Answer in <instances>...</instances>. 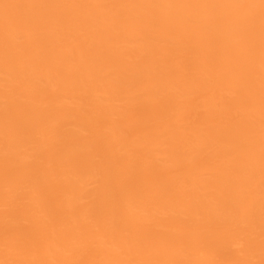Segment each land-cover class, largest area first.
Instances as JSON below:
<instances>
[{
    "label": "bare ground",
    "instance_id": "1",
    "mask_svg": "<svg viewBox=\"0 0 264 264\" xmlns=\"http://www.w3.org/2000/svg\"><path fill=\"white\" fill-rule=\"evenodd\" d=\"M260 0H0L6 189L62 208L6 259H264Z\"/></svg>",
    "mask_w": 264,
    "mask_h": 264
},
{
    "label": "snow or ice",
    "instance_id": "2",
    "mask_svg": "<svg viewBox=\"0 0 264 264\" xmlns=\"http://www.w3.org/2000/svg\"><path fill=\"white\" fill-rule=\"evenodd\" d=\"M262 24H264V0H260ZM262 113H264V94H262ZM62 208L55 199L43 189L35 190L26 197L6 189L3 201L2 229L3 247L9 253L25 254L41 245L49 243L53 237V224L62 216ZM264 249V231H262ZM0 264H91L84 261L6 259ZM105 264H256L252 260H206V261H108ZM259 264H264L262 259Z\"/></svg>",
    "mask_w": 264,
    "mask_h": 264
}]
</instances>
